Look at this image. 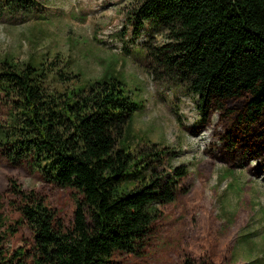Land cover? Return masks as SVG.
<instances>
[{"label":"trees","instance_id":"obj_1","mask_svg":"<svg viewBox=\"0 0 264 264\" xmlns=\"http://www.w3.org/2000/svg\"><path fill=\"white\" fill-rule=\"evenodd\" d=\"M4 4L29 10L37 0ZM128 15L169 29L158 64L198 95L203 122L219 114L226 150L264 164V0H139ZM80 76L57 58L0 60V264H122L145 249L189 173L160 169L172 155L166 147L132 148L141 103L113 65L94 81ZM33 174L76 193L69 221L23 186Z\"/></svg>","mask_w":264,"mask_h":264},{"label":"rangeland","instance_id":"obj_2","mask_svg":"<svg viewBox=\"0 0 264 264\" xmlns=\"http://www.w3.org/2000/svg\"><path fill=\"white\" fill-rule=\"evenodd\" d=\"M138 1L37 0L27 10L10 9L0 0V60L57 58L83 83L113 65L141 103L130 128L132 148L156 143L172 152L169 165L160 169L188 168L175 200L161 207L145 249L125 256L122 264H183L186 259L264 264V164L244 150H226L215 134L221 129L217 112L210 123L202 121L198 95L158 64L160 49L171 42L169 29L152 20L142 27L129 21L128 11ZM1 171L0 166V179ZM21 182L46 194L48 205L69 221L74 191L46 185L39 174ZM23 242L19 234L12 244Z\"/></svg>","mask_w":264,"mask_h":264}]
</instances>
